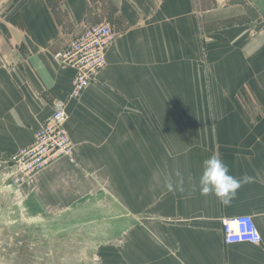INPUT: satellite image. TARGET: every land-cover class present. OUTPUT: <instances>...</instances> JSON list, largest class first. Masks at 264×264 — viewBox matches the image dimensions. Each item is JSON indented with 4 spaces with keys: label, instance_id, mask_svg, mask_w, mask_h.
Listing matches in <instances>:
<instances>
[{
    "label": "crops",
    "instance_id": "obj_1",
    "mask_svg": "<svg viewBox=\"0 0 264 264\" xmlns=\"http://www.w3.org/2000/svg\"><path fill=\"white\" fill-rule=\"evenodd\" d=\"M225 3L218 13L195 0H109L115 40L106 67L67 106L75 163L55 162L24 190L27 206L64 211L108 180L111 264H264V0ZM217 13L233 22L209 30L201 47V15ZM90 14V0H0L7 174V158L68 97L73 72L53 56ZM213 153L229 174L249 177L227 206L199 191ZM242 215L260 245L223 243L221 219Z\"/></svg>",
    "mask_w": 264,
    "mask_h": 264
},
{
    "label": "rangeland",
    "instance_id": "obj_2",
    "mask_svg": "<svg viewBox=\"0 0 264 264\" xmlns=\"http://www.w3.org/2000/svg\"><path fill=\"white\" fill-rule=\"evenodd\" d=\"M90 2L92 23L88 26L102 22L111 25L109 0ZM195 2L203 11L216 8L218 13L229 6L225 0ZM218 13L211 20L201 15V47L209 30H220L233 22ZM5 161H0V264H111V228L106 226L111 217L108 180L99 181L101 193L97 197L68 210L27 206V198L8 187L11 171L5 172Z\"/></svg>",
    "mask_w": 264,
    "mask_h": 264
},
{
    "label": "built area",
    "instance_id": "obj_3",
    "mask_svg": "<svg viewBox=\"0 0 264 264\" xmlns=\"http://www.w3.org/2000/svg\"><path fill=\"white\" fill-rule=\"evenodd\" d=\"M115 40L109 23L85 27L65 49L54 54L56 63L73 72L71 90L64 100H55L51 115L33 133L30 145L11 155L9 188L16 193L32 189L38 173L61 159L75 163L73 146L67 134V106L79 99L106 67V53ZM222 239L225 245H260L262 237L252 219L247 215L221 219Z\"/></svg>",
    "mask_w": 264,
    "mask_h": 264
},
{
    "label": "clouds",
    "instance_id": "obj_4",
    "mask_svg": "<svg viewBox=\"0 0 264 264\" xmlns=\"http://www.w3.org/2000/svg\"><path fill=\"white\" fill-rule=\"evenodd\" d=\"M202 168L198 181L200 193L214 195L222 205H229L238 190L249 180L247 176L237 178L229 174L228 165L217 153L205 159Z\"/></svg>",
    "mask_w": 264,
    "mask_h": 264
}]
</instances>
